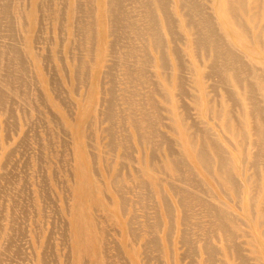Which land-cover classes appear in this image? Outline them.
<instances>
[{"label": "bare ground", "instance_id": "1", "mask_svg": "<svg viewBox=\"0 0 264 264\" xmlns=\"http://www.w3.org/2000/svg\"><path fill=\"white\" fill-rule=\"evenodd\" d=\"M101 1L98 19L103 25H108L105 29V40L99 44L98 52H95V48L89 49L87 46L86 50L90 51L89 55L97 54L95 65L110 60L106 65L110 69L106 71L110 78L113 75L111 65L120 63L124 68L123 79L129 84L126 88L116 91L112 87L111 79V86L107 89L110 98L100 103V106L98 101L92 99L89 102L90 109L86 106L80 107L77 123L71 125L79 129V125L87 124L90 118L88 112L101 116L102 122L108 124V127L103 129L106 140L104 146L114 151L121 149L118 154L121 160L131 165L138 164L131 180L134 191L137 192L134 193L138 197L137 201L144 203L145 200H150L152 194H159L167 218L171 216V209L162 194L163 180L157 174L160 169L169 172L176 181L188 182L195 190L198 189L199 193L202 191L203 194L207 192L209 195L203 180L194 177L193 167L190 165L193 163L216 188L218 193L208 197L199 195L196 191L189 192L184 187H177L174 182H164L175 197L178 224L183 227L188 224L189 212L192 211L194 218L201 220L196 224L202 231L201 239L195 245L188 239L184 230H180L176 255L173 256L174 260L168 258L167 264H182L186 258H183L182 246L190 252H197L196 264H264V0H174L179 15L178 22L173 19V13L171 14V0ZM71 3L68 5L66 28L76 39L80 38L81 44L78 25L80 18L77 15L81 11L80 0H73ZM61 4L62 0H54V3L52 0H0V83L4 86L0 87V104L6 101L7 91H15L16 84L20 87L27 86L28 79L22 76L27 72L26 58L38 63L46 60L35 51L34 46L38 36L35 31L41 20L37 14L43 12L42 16L45 15L49 22L56 23L57 35L61 30L63 10L65 11ZM85 11L89 23L84 25V37L87 38L85 41L91 43L95 38L94 25L97 24V17L90 6L87 5ZM161 22L171 36L175 33L176 26L182 27L189 34L188 49L197 57V66L191 65L188 68L189 73L195 76V85L205 86L203 83L217 79L218 83L229 84L234 89L226 88L224 99L220 101L209 96L208 92L211 90L207 89L211 86L208 83L204 99L197 95L192 96L193 109L198 117L203 119L206 116L213 120L212 124L207 122L200 127L193 121L188 122L189 116L185 108L178 116L169 110L170 122L176 124V128L181 126L184 129L181 137L185 143L181 141L182 151L178 152L167 138H162L167 154L157 166L153 152L144 155L140 147L144 141H153L152 134L155 132L145 103L153 110L156 118L157 92L167 105L170 104L167 98L170 89L165 85V88L157 86L148 70L149 47L155 52L156 62L158 52L161 69H165L168 64L163 53L165 50ZM120 41H123V44H120ZM69 43L70 47L74 46L73 40ZM81 47L75 46L76 49ZM172 54L178 72L175 73L173 83L165 72L162 73V78L168 84L175 85L174 90L183 93L185 89L180 72L183 67L181 55L176 49H172ZM83 63L86 64V61H81L80 67L84 66ZM132 81L142 85L148 84L150 88L148 91H136L130 83ZM123 105L124 108H121ZM235 109L237 114L234 113ZM68 123L70 124V121ZM127 125L133 129L134 140L126 134ZM27 132L29 131L25 134ZM83 135L84 132L81 131L77 134V152L74 160L76 172L74 177H71L72 203L70 210L65 208L70 217V225L69 234L64 233V236H68L72 243L70 253L72 259L74 258L73 264H85L86 258L91 264L111 263L108 250L106 251L109 236L100 223L102 221H99L101 218L110 222L113 227L121 228V242L123 246L126 244L128 247L126 252L129 258L138 262L147 252L146 245L155 241L151 237L144 238L141 234L143 238L138 237L136 242L137 235L133 228L135 217L132 212L126 211L125 206L129 208L131 204L122 195H118V201H112L109 206L111 201L107 194L110 188L116 192L121 186L120 179L123 177L125 181L129 180V174H121L123 161L111 164L104 156H100L102 169L106 174L107 185H103L99 179V170L94 166L85 169L84 163L89 164L92 156L81 145ZM131 141L138 145V156L131 151ZM186 156L191 163L187 162ZM6 157L8 159V156ZM152 207L157 209V201ZM233 209H238L240 213L235 215ZM145 222V227L153 228ZM241 224L248 227L252 233H243L240 230ZM239 235L245 237L244 245L236 243L235 237ZM165 236L168 238V232ZM5 240L6 243L10 242L9 239ZM47 241V238L36 239L38 249H42V244L46 248ZM132 243H138L137 250L132 247ZM2 244L3 242L0 249ZM245 246L250 257L243 254ZM166 252H169L168 248ZM37 256L36 264L46 262L42 252H38ZM191 264L195 262L192 261Z\"/></svg>", "mask_w": 264, "mask_h": 264}, {"label": "rangeland", "instance_id": "2", "mask_svg": "<svg viewBox=\"0 0 264 264\" xmlns=\"http://www.w3.org/2000/svg\"><path fill=\"white\" fill-rule=\"evenodd\" d=\"M52 1L54 3V0ZM86 1L85 3V0H80L81 11L77 14L80 18L78 25L82 38L81 44L79 42L80 38L76 39L75 35H72L71 31L66 28L68 5L71 2L73 3V0H62L61 5L62 8H65V11L63 10L61 30L58 31L57 35L56 23L49 22L45 15L42 16L43 12L37 14L38 19L43 21L39 20L40 23L37 25L35 32H37L38 36L36 35L37 39L34 46H36L35 51L44 56L46 60L38 63L26 58L27 72L22 76L27 77V86L20 87L19 84H16L15 91H7L6 101L0 104V244L3 242V248L1 247L0 249V264H36L38 252H42L44 255V261H46L44 264L49 262V264H73L74 258L72 259L70 253L72 243L68 236L67 238L64 236V233L69 234L70 225V217L65 212V208L70 210L72 203L71 177H74L76 172L74 160L77 152V134L80 131L84 132L81 145L93 158H91L89 164L87 162L84 163L85 169L88 166H94L99 170L101 172L99 179L103 185H107L106 174L103 172L100 156H104L111 164H118L123 161L121 174H129V180L125 181L122 177L120 179L121 186L117 188L116 192L112 188L107 190L109 201H111L109 206H111L112 201H118V195H122L131 204L130 209L125 205L126 211L132 212L135 217L133 228L137 235L136 242H138V237L142 236H145L144 238L151 237L155 241L153 244L146 245V254L138 262H134L127 254L128 247L126 244L123 246L121 242V228L113 227L110 222L104 221L103 218L99 219V221H102L100 223L103 224V227L107 230L106 234L109 236L106 251L108 250L110 264H167L168 258L174 260L173 256L176 255L180 230H184L188 239L195 245L201 239L202 231L200 226L196 224L198 220H201L194 218L195 215H193L192 211V213L189 212L190 221L188 224L184 227L178 224V212L174 206L175 197L164 182H174L175 186L184 187L189 192H198V189L195 190L188 182L176 181L169 172L160 169L157 174L163 180L162 194L171 209L172 217L167 218L159 194L157 196L152 194L150 197L151 201L145 200L144 203L137 201L138 197L134 194L137 192L134 191V185L131 180L134 178V169L138 168V164L133 163L131 165L125 160H121L118 157L121 149L114 151L104 146L106 140L103 129L108 127V124L102 122L101 116L99 117L97 113L88 112V117L90 118L87 124L79 125V129L72 126L74 122L75 124L77 123L80 107L86 106L90 109L89 102L92 99L98 101L97 103L100 106V103L110 98L107 89L111 86V79L112 87L116 91L126 88L127 84H129L123 79L124 68L120 66V63H115L114 66L111 65L113 75L110 78L106 74V71L110 70L106 67L110 60L108 61L107 59L104 63L95 65L97 54L89 55L90 51L86 50L87 46L89 49L95 48V52H98L97 48L105 40V29L108 28L107 24L103 25L98 19L102 1ZM87 5L93 9V14H96L97 17V24L94 25L95 38L91 43L88 40L85 41L87 38L85 39L84 37L86 36L84 25L89 23L85 15ZM170 8L171 14L173 13V19L178 22L179 15L174 0H171ZM39 28H41L40 31L38 30ZM161 36L164 41V58L168 64L165 69H161L159 67L158 52L156 62L155 52L149 47L148 58L150 59V65L148 70L157 86L170 89L167 95L170 104L167 105L157 92L155 97L157 102L156 118L153 110L145 103L150 119L153 121L155 132L152 134L153 141H144L142 147H140L144 155L153 152L157 166L165 159L167 154L164 143L161 141L162 138H167L178 152L182 151L180 145L183 143L181 141L185 143V140L181 137L184 129L181 126L176 128V124L173 125L170 122L168 111H173V114L178 116V113L185 108L187 116H189L187 117L188 122L193 121L200 127L207 124V122L212 124L213 120L208 117L205 116L203 119L198 117L197 112L193 109L192 96L197 95L202 99L208 83L211 86L207 89L211 90L208 92L209 96L218 98L220 101L224 99L223 95L226 88L234 89L229 84L218 83L219 80L217 79H210V81L203 83L205 86L195 85V76L189 73L188 68L191 65L197 66V57L188 49L189 34L182 27L176 26V31L171 36L161 22ZM71 40H73L74 46L71 44L72 46L70 47L69 42ZM55 42L57 43L56 45ZM120 44H123V41H120ZM76 45H81V49H76ZM172 49H176L181 55L180 61L183 67L180 72L184 79L183 87L185 89L183 93L174 90L175 85H172L175 73L178 72ZM91 58H93L92 61L90 60ZM81 61H86V64L83 63V67H80ZM164 72L170 82H172L171 84H168L162 78V73ZM97 80L99 83H97ZM130 83L136 91H148L150 88L147 86L148 84L142 85L134 81ZM0 87H4L3 84L0 83ZM39 90L41 93H39ZM124 106L121 108H124ZM52 112L53 114H51ZM234 113L237 114L236 109ZM68 121H70V124ZM126 130V134L130 135L131 140H134L132 136L133 129L127 125ZM26 131L29 132L25 134ZM131 147V151L135 153V156H138V145L131 141ZM6 156H8L9 161ZM186 159L188 163H191L188 157ZM14 163L16 166H12ZM190 165L193 167L192 173L194 177L203 180L202 182L205 184L209 195L218 193L216 188L211 185V182L204 177L201 169H198L193 163ZM2 174L4 175L2 176ZM129 188L130 190H128ZM149 191L152 193L151 190ZM206 193L203 194L200 191L199 195H207L209 197ZM156 201L157 209H154L152 205ZM11 207L13 210H11ZM233 213L237 215L240 212L238 209H233ZM98 214L101 215L100 212ZM145 221L151 224L153 228L145 227ZM240 230L246 234L252 233L248 227L242 224ZM166 232H168V238L165 236ZM44 238H47L49 242L47 241L46 248L42 244V249L39 250L36 239ZM5 239H9L10 242L6 243L7 240ZM235 241L243 244L245 237L239 235L235 237ZM214 243L217 244L216 241ZM131 245L137 250L138 243H132ZM164 245H166L169 252H166L167 248ZM181 250L183 258L186 257L183 259L182 264H191L192 261L196 264L197 252H190L184 246H182ZM243 254L246 257H250L246 246L243 249ZM118 255L119 257H115ZM53 258L55 259L53 260ZM249 260L251 261L250 258ZM251 262L253 263V260ZM84 263L91 264L88 258L84 260Z\"/></svg>", "mask_w": 264, "mask_h": 264}]
</instances>
